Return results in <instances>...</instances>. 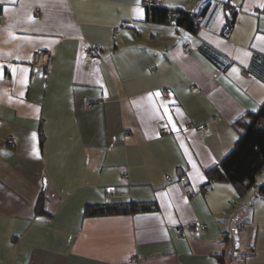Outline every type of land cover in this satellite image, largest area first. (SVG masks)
Returning <instances> with one entry per match:
<instances>
[{
  "label": "crops",
  "instance_id": "1",
  "mask_svg": "<svg viewBox=\"0 0 264 264\" xmlns=\"http://www.w3.org/2000/svg\"><path fill=\"white\" fill-rule=\"evenodd\" d=\"M230 2L223 34L221 0H158L201 14L196 32L145 20L143 0H0V264H264V172L242 195L205 185L264 105V0ZM128 200L158 209L83 214Z\"/></svg>",
  "mask_w": 264,
  "mask_h": 264
},
{
  "label": "trees",
  "instance_id": "2",
  "mask_svg": "<svg viewBox=\"0 0 264 264\" xmlns=\"http://www.w3.org/2000/svg\"><path fill=\"white\" fill-rule=\"evenodd\" d=\"M225 12V27L231 28L237 10L230 0H221ZM145 20L157 23H172L196 32V21L202 22L201 14H194L184 9H170L157 5L146 7ZM205 56L216 63V57L205 52ZM238 137L229 152L221 161L205 171V185L226 183L232 185L239 195L246 192L247 184L254 183L256 177L264 169V105L256 111H248L233 122ZM258 196L264 198V183L256 189ZM37 208L39 204L36 205ZM154 201H107L86 204L84 216H108L116 214H135L157 211Z\"/></svg>",
  "mask_w": 264,
  "mask_h": 264
},
{
  "label": "built area",
  "instance_id": "3",
  "mask_svg": "<svg viewBox=\"0 0 264 264\" xmlns=\"http://www.w3.org/2000/svg\"><path fill=\"white\" fill-rule=\"evenodd\" d=\"M143 4L146 7H155V6L159 5L158 0H143ZM201 23L202 22H200V20L196 21V25H197L195 27L196 30H198L201 27ZM117 31H118V27L114 28V33H117ZM222 33L227 34L228 33L227 28H223ZM99 49H100L99 45H96V44L95 45H87L83 50V58L86 61L91 60L94 53H96ZM51 61H52V56L48 51H43V50H38V49L33 50V52H32V63L38 69H40V70L47 69L48 66L50 65ZM97 102H99V100L91 101L87 97H84V98H82V107L85 110L91 109L93 107V105ZM162 132L165 133L166 131L163 130ZM7 143L10 146H13L14 145L13 138L12 137L8 138ZM176 184H177L180 192L184 196L191 197L195 194V191L191 187L189 179L185 174L180 176V178L176 181ZM195 226H197V224L189 223V224H187L186 227H187V229H192ZM197 227L201 230H203L205 228L204 225H198ZM176 232L179 235H182L184 233L183 229H181V228L177 229Z\"/></svg>",
  "mask_w": 264,
  "mask_h": 264
},
{
  "label": "rangeland",
  "instance_id": "4",
  "mask_svg": "<svg viewBox=\"0 0 264 264\" xmlns=\"http://www.w3.org/2000/svg\"><path fill=\"white\" fill-rule=\"evenodd\" d=\"M262 172H264V169L262 170Z\"/></svg>",
  "mask_w": 264,
  "mask_h": 264
}]
</instances>
